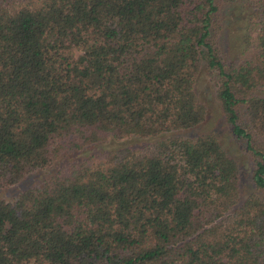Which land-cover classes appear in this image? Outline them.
Instances as JSON below:
<instances>
[{
	"label": "trees",
	"instance_id": "16d2710c",
	"mask_svg": "<svg viewBox=\"0 0 264 264\" xmlns=\"http://www.w3.org/2000/svg\"><path fill=\"white\" fill-rule=\"evenodd\" d=\"M224 2L0 0V188L54 165L0 196V264H264V0L232 56ZM201 73L263 196L239 199L214 133L179 132ZM109 138L140 142L64 160Z\"/></svg>",
	"mask_w": 264,
	"mask_h": 264
},
{
	"label": "rangeland",
	"instance_id": "374dc122",
	"mask_svg": "<svg viewBox=\"0 0 264 264\" xmlns=\"http://www.w3.org/2000/svg\"><path fill=\"white\" fill-rule=\"evenodd\" d=\"M226 3V2H224ZM224 28L221 33L222 49L225 56H232L235 52L239 51L246 45L245 33V17L244 10L248 9L245 0H228L222 8ZM225 34V37H224ZM248 41V39H247ZM196 92L199 98L205 105L204 119L191 127L179 130L180 133L191 135L202 132L214 133L227 152L232 155L239 166V199L244 197L250 191H256L261 196L262 193L257 191L251 182V161L249 155L244 151L238 142L232 137L228 123L225 121L223 114L220 110L218 101L214 96V84L210 81L209 77L204 73L199 74L196 81ZM140 139L126 138V139H112L109 138L105 142L95 143L87 146L85 149L73 152L64 157V160L77 158L86 155L90 152L99 151L109 147L121 146L124 144H137ZM54 165L38 169L29 173L26 177L21 179L16 184H12L0 188V196L11 198L18 189L33 183H39L41 180L51 173Z\"/></svg>",
	"mask_w": 264,
	"mask_h": 264
}]
</instances>
